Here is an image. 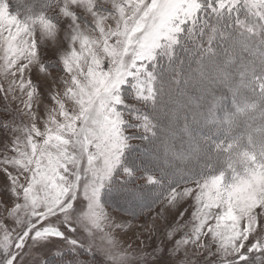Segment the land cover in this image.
Here are the masks:
<instances>
[{
	"label": "snow or ice",
	"instance_id": "snow-or-ice-1",
	"mask_svg": "<svg viewBox=\"0 0 264 264\" xmlns=\"http://www.w3.org/2000/svg\"><path fill=\"white\" fill-rule=\"evenodd\" d=\"M0 264H264V0H0Z\"/></svg>",
	"mask_w": 264,
	"mask_h": 264
}]
</instances>
